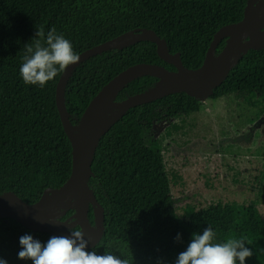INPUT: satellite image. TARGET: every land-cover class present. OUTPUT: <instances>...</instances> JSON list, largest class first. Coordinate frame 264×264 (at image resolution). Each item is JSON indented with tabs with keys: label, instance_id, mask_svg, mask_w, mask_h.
<instances>
[{
	"label": "trees",
	"instance_id": "trees-1",
	"mask_svg": "<svg viewBox=\"0 0 264 264\" xmlns=\"http://www.w3.org/2000/svg\"><path fill=\"white\" fill-rule=\"evenodd\" d=\"M247 0H0V195L13 192L24 203L36 202L47 188L58 189L71 173V145L55 104L60 74L41 88L19 74L25 45L41 26L55 27L77 54L131 30H153L186 69L200 67L214 34L242 20ZM225 44L216 48L220 52ZM138 63L175 68L162 61L156 45L142 41L92 56L70 75L64 101L72 124L91 99L116 74ZM157 78L131 81L116 96L122 101L153 88ZM244 95L264 112V50H249L234 64L211 99ZM199 100L174 93L126 111L101 137L87 182L103 208V234L88 252H112L129 264H175L193 233L209 225L214 243L244 239L253 255L245 264H264V217L253 203L217 202L203 208L192 204L178 213L168 172L164 138L152 133L156 123L187 118L199 111ZM74 213L68 210L60 220ZM88 221L94 224L90 208ZM77 226H74V229ZM25 234L46 244L52 237L0 219V259L7 264H33L18 258ZM177 234L180 240L176 239ZM237 264L239 261L237 260Z\"/></svg>",
	"mask_w": 264,
	"mask_h": 264
},
{
	"label": "water",
	"instance_id": "water-1",
	"mask_svg": "<svg viewBox=\"0 0 264 264\" xmlns=\"http://www.w3.org/2000/svg\"><path fill=\"white\" fill-rule=\"evenodd\" d=\"M225 44L220 52L216 48ZM149 41L156 45L158 57L171 64L175 71L159 65L138 63L129 66L109 80L86 106L78 124H72L65 107L66 83L74 71L86 59L102 52L122 49L138 42ZM249 50H264V0H247L242 20L221 27L213 36L200 67L186 69L179 54H171L166 42L153 30H131L79 53V61L61 72L55 88V104L63 130L71 145V173L58 189L47 188L40 198L24 203L13 192L0 195V219L11 218L34 232L50 236H70L74 226H79L86 249L94 247L103 234V208L87 182L95 150L102 136L133 107L151 103L174 93H185L196 100L208 97L226 79L231 67ZM157 78L156 85L144 92L116 101L117 94L131 81L143 77ZM92 208L94 224L88 221ZM70 209L73 215L67 220L53 219L50 213L59 210L62 216ZM71 219V220H70ZM60 220V222H59Z\"/></svg>",
	"mask_w": 264,
	"mask_h": 264
},
{
	"label": "rangeland",
	"instance_id": "rangeland-1",
	"mask_svg": "<svg viewBox=\"0 0 264 264\" xmlns=\"http://www.w3.org/2000/svg\"><path fill=\"white\" fill-rule=\"evenodd\" d=\"M209 96L197 113L153 126L164 138L168 172L180 178L172 183L174 205L181 213L186 204L253 203L264 217V112L244 95Z\"/></svg>",
	"mask_w": 264,
	"mask_h": 264
},
{
	"label": "clouds",
	"instance_id": "clouds-1",
	"mask_svg": "<svg viewBox=\"0 0 264 264\" xmlns=\"http://www.w3.org/2000/svg\"><path fill=\"white\" fill-rule=\"evenodd\" d=\"M79 58L71 41L58 34L55 27L45 32L41 26L35 38L25 45L19 74L25 84L43 88ZM176 239L180 240L179 234ZM215 239L216 232L210 225L202 235L193 233L186 251L179 254L175 264H237V260L245 264L246 258L253 255L244 239L229 238L226 242L214 243ZM19 242L22 250L18 258L31 260L33 264H129L127 258L112 252L98 255L86 251L88 241L79 226L71 230L70 236H53L46 244L28 234L20 237ZM0 264H7V261L0 259Z\"/></svg>",
	"mask_w": 264,
	"mask_h": 264
},
{
	"label": "flooded vegetation",
	"instance_id": "flooded-vegetation-1",
	"mask_svg": "<svg viewBox=\"0 0 264 264\" xmlns=\"http://www.w3.org/2000/svg\"><path fill=\"white\" fill-rule=\"evenodd\" d=\"M71 216H69L68 218H66L65 220H67V219H69ZM71 220V219H70ZM70 230H72V229H70Z\"/></svg>",
	"mask_w": 264,
	"mask_h": 264
}]
</instances>
